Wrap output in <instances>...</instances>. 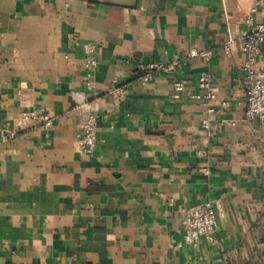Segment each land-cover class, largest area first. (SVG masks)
<instances>
[{
    "label": "crops",
    "instance_id": "1",
    "mask_svg": "<svg viewBox=\"0 0 264 264\" xmlns=\"http://www.w3.org/2000/svg\"><path fill=\"white\" fill-rule=\"evenodd\" d=\"M247 16L264 24V0H0V125L17 133L2 147L0 264H264V121L246 119L245 55L222 47ZM150 64L163 70L144 82ZM202 73L227 102L213 114ZM75 96L99 116L90 155ZM206 202L215 240L189 246L182 222Z\"/></svg>",
    "mask_w": 264,
    "mask_h": 264
},
{
    "label": "built area",
    "instance_id": "2",
    "mask_svg": "<svg viewBox=\"0 0 264 264\" xmlns=\"http://www.w3.org/2000/svg\"><path fill=\"white\" fill-rule=\"evenodd\" d=\"M244 23L249 27L245 35L234 40L228 38L222 44L225 54L229 55L239 49L244 55L245 60L242 66L245 84V100L247 104L246 119H256L264 121V69H256L255 64L264 44V24L256 26L250 25V18L247 16ZM86 55L93 53L91 44L82 45ZM210 51H191L190 57H200L207 60ZM95 60H89L87 66H95ZM163 70L161 65L150 64L143 70L142 81L147 82L153 78L154 72ZM198 87L203 91V103L207 114H213L216 108H225L227 102L222 101L218 105L216 91L212 85L211 76L208 73H202L198 79ZM175 98L184 91V84L180 81L173 83ZM111 94H120L119 89H113ZM76 109L86 112V119L81 125L80 132L77 134V150L83 155L93 153L96 143V132L99 116L89 109V105L78 96L74 97ZM23 120H33L43 127L48 128L52 125V118L45 111H26L21 113ZM203 126L209 128L208 122L204 121ZM17 136L16 131L9 128V124L0 125V165L4 157L3 145ZM220 212V205L210 202L202 203L190 209L183 220V240L189 246H196L201 239L206 243H212L215 240L217 232V216ZM180 246V245H179Z\"/></svg>",
    "mask_w": 264,
    "mask_h": 264
}]
</instances>
